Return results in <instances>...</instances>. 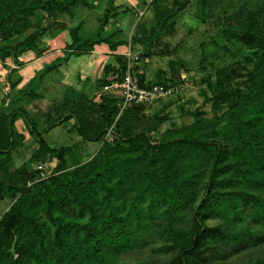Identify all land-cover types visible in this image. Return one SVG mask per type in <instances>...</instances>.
Wrapping results in <instances>:
<instances>
[{
  "label": "trees",
  "instance_id": "trees-1",
  "mask_svg": "<svg viewBox=\"0 0 264 264\" xmlns=\"http://www.w3.org/2000/svg\"><path fill=\"white\" fill-rule=\"evenodd\" d=\"M189 3L175 0L163 13L154 8L149 39L144 29L129 38L120 37V29L104 34L110 20L129 9L108 0L93 37L80 36L81 23L69 30L64 60L89 54L102 44L111 51L142 48L140 62L134 65L140 84L176 85L179 77L146 79L140 63L151 56L149 44L159 29L173 27V19ZM79 5L92 4L0 0V62L7 66L9 59L16 69L24 63V53L42 56L48 49L42 37L49 25L41 22L46 16L72 15ZM38 11L43 15L34 20ZM219 28V39L234 43L245 63L219 67L214 78L203 76L200 83H206L210 93L203 91L211 117L196 111L193 122L161 130L171 120L170 111L164 112L171 101L158 112H148L150 104L122 108L118 94L103 90L125 71L127 59L121 53L114 54V62L104 66L98 79L93 117L84 113L78 94L70 111L41 131L25 108L0 109V200H12L0 215V264H122L117 256L150 236L162 240L161 250L173 253L164 264H212L226 257L222 246L227 243L238 248L264 243V1L252 9L244 4L232 12L224 10ZM16 36L22 38L11 42ZM19 116L37 143L30 162L56 158L49 174L43 176L27 163L11 165ZM70 118L83 140L101 142L91 160L74 167L68 161L72 147L52 146L44 135ZM222 213L244 223L232 232L208 223ZM246 264H264V257Z\"/></svg>",
  "mask_w": 264,
  "mask_h": 264
},
{
  "label": "rangeland",
  "instance_id": "rangeland-1",
  "mask_svg": "<svg viewBox=\"0 0 264 264\" xmlns=\"http://www.w3.org/2000/svg\"><path fill=\"white\" fill-rule=\"evenodd\" d=\"M87 1L91 2L92 0ZM155 1V4L152 2L145 8L144 14L139 19H137V14L134 15L130 10L118 14L109 22L104 34L114 29L116 20L120 22L123 29V34L120 37L129 38L134 34L141 33V30L144 29L145 36L149 39L152 38V31L155 27L154 11L160 9L163 13V11L172 9L175 0ZM263 1L190 0L189 5L173 19V27L170 28L166 24L163 29H159L158 36L154 37L149 44L152 54L140 63V69L144 72L146 79L151 81L156 80L159 75L165 79L180 78L176 83L178 89L173 96L157 99L148 108V112H158L164 110L165 103L169 101L173 103L164 110V112L170 111L171 120L162 124L161 130L181 127L193 122L196 111H201L206 117L213 115L210 102L204 98L203 93L204 91L209 96V90L206 83H200L203 76L208 74L214 78L215 71L219 67L245 63L241 51L234 43L219 39L221 36L219 28L221 13L224 10L232 12L244 4L252 9ZM105 6L106 0H101L98 6L83 7L79 5L72 9L74 12L72 17L65 16V18L69 19L71 26L78 23L77 19H82L83 26L79 32L80 36L83 39L93 37L98 26V18L104 13ZM138 11L140 12L141 9ZM41 15H43L42 12H36L34 20L40 18ZM168 21L170 22L172 19ZM41 24L42 26L46 25V17ZM141 25H143L142 29ZM38 26L35 24V27ZM66 37L65 43L69 39L68 33ZM21 38L22 36H16L10 41L15 42ZM42 44L46 45V35L42 37ZM131 50L138 53L140 50L142 51V48L138 50L131 48ZM43 54L46 55V53ZM109 54L114 56L107 51L93 55L90 52L80 56L72 55L64 60L66 54L63 51L61 54L44 56L42 59L32 61L33 53L28 51L21 57L24 63L17 66L16 69L10 65L4 66L0 62V109L8 111L16 107L25 108L28 115L36 122L38 130L41 131L49 123L65 116L71 109L72 98L78 94L77 100H80L86 107L84 113L92 117L95 116L92 102L95 101L96 94L100 91L98 79L103 76L104 66L110 63L106 62L105 57ZM96 55L99 56L96 58ZM7 62L12 63L9 59ZM179 62L184 65L179 66ZM58 63L62 64L46 71V68ZM26 92H33L36 96L31 98L25 95ZM116 94H119V91ZM74 122L75 119L70 118L51 127L44 134L45 139L52 146L72 147L71 153L68 155L71 167L91 160L101 146V142L83 140L74 129ZM14 131L17 145L12 150L10 157L13 167L25 163L31 168H36L39 164L42 166L48 164L49 168L42 169L46 173L56 165L57 160L54 157L30 162L31 152L36 148L37 143L30 135L22 116L17 118ZM20 134H23L22 138H20ZM11 202L9 197L0 200V215L8 209ZM208 223L211 225L221 224L232 232L240 228L244 221H233L228 214L222 213L216 218L209 219ZM185 224H187V220L184 221ZM161 246V239L150 236V238L140 241L138 246L132 245L127 251L117 256V261L122 264H164L173 253L161 250ZM222 249L226 252V257L215 258L212 264H246L250 259L264 257V243L242 248L227 243L222 246Z\"/></svg>",
  "mask_w": 264,
  "mask_h": 264
},
{
  "label": "built area",
  "instance_id": "built-area-1",
  "mask_svg": "<svg viewBox=\"0 0 264 264\" xmlns=\"http://www.w3.org/2000/svg\"><path fill=\"white\" fill-rule=\"evenodd\" d=\"M153 0H145L146 7L151 4ZM145 11V9H144ZM144 11H140L137 13L138 17H141ZM126 56L127 64L125 67V71L120 80L113 81L109 84L103 86V90L117 92L119 91V96L121 98V105L124 108L127 104H143L149 105L153 103L155 100L162 97L173 96L177 91V85L171 84H147L141 85L139 78L134 71V65L140 62L139 54L132 51L130 47L125 50L123 53ZM108 133L107 135L109 134ZM48 164L42 166L39 164L37 167L41 170V174L44 176L49 174L53 167H51L50 171L44 173L42 169L47 168ZM49 168V167H48Z\"/></svg>",
  "mask_w": 264,
  "mask_h": 264
},
{
  "label": "crops",
  "instance_id": "crops-1",
  "mask_svg": "<svg viewBox=\"0 0 264 264\" xmlns=\"http://www.w3.org/2000/svg\"><path fill=\"white\" fill-rule=\"evenodd\" d=\"M107 1L108 0H106V6H107ZM100 2H101V0H92L90 2L92 5L89 7L98 6V5H100ZM113 4L115 6L120 7V9H123L125 7L129 8L128 11L130 10L134 15H136L139 12L138 11L139 9L144 11V9L147 8L145 5V0H113ZM141 5H142L143 9L140 8ZM106 6H105V8H106ZM73 15H74V12H72V15L62 13V14H56V15L49 16V17L46 16V25H49L48 29L46 30V46H48V50H46V52H44V53H46V55L43 54L42 56H40L38 58H35L32 55L33 56V57L31 56L32 61L42 59L44 56L49 57L51 55H55V54H59V53L61 54V52L64 51L65 44H66L65 41L67 40L66 35L69 32V30L72 27H74V26L70 25V22L68 21L69 19L65 18V16L72 17ZM139 18L140 17H138V15H137V19H139ZM76 21L78 22L77 24L81 23V29H82L83 20L77 19ZM114 24H115L114 25L115 27L111 31H113L115 29H120L122 31V34H123V29L121 28L120 22L115 20ZM127 48H128V46H120L117 51H111L106 45L102 44L100 46H96L95 49H93L91 51V53L93 55L96 53L97 54L98 53L99 54L105 53L107 51L111 54H115V53L123 54ZM97 56H99V55H96V58H97ZM105 57H106V62H110V63L114 62V56L113 55L109 54V55H105ZM101 59H102V56H101ZM29 60H30V58H29ZM98 60H100V59H98ZM6 63H7V65H10L11 67H15V65L13 63H8V62H6Z\"/></svg>",
  "mask_w": 264,
  "mask_h": 264
}]
</instances>
